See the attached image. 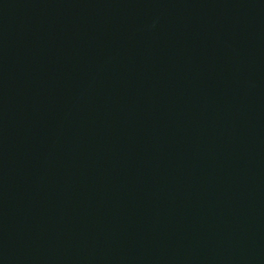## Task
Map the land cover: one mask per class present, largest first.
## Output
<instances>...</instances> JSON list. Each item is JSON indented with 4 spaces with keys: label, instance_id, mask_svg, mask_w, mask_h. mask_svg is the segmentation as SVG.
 I'll list each match as a JSON object with an SVG mask.
<instances>
[{
    "label": "water",
    "instance_id": "obj_1",
    "mask_svg": "<svg viewBox=\"0 0 264 264\" xmlns=\"http://www.w3.org/2000/svg\"><path fill=\"white\" fill-rule=\"evenodd\" d=\"M0 264H264V0H0Z\"/></svg>",
    "mask_w": 264,
    "mask_h": 264
}]
</instances>
